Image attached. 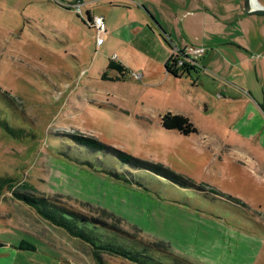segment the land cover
<instances>
[{
	"label": "rangeland",
	"instance_id": "obj_1",
	"mask_svg": "<svg viewBox=\"0 0 264 264\" xmlns=\"http://www.w3.org/2000/svg\"><path fill=\"white\" fill-rule=\"evenodd\" d=\"M64 1L0 0V120L32 134L13 138L0 125V176L92 215L105 209L128 234L161 241L185 264H264V146L235 144L231 151L223 142L242 136L234 128L241 118L231 124L240 105L192 86L185 75L167 77L162 65L118 37L103 34L97 46L83 7L75 13ZM88 4L91 14L103 6ZM167 42L168 55L177 54ZM110 59L124 65V80L109 78L117 73L106 69ZM166 112L184 115L196 132L165 129L160 117ZM64 133L93 137L244 206L113 162L109 169L119 179L71 165L48 147ZM0 193V264H95L84 242L47 223L6 187ZM21 240L33 249L16 248Z\"/></svg>",
	"mask_w": 264,
	"mask_h": 264
},
{
	"label": "crops",
	"instance_id": "obj_2",
	"mask_svg": "<svg viewBox=\"0 0 264 264\" xmlns=\"http://www.w3.org/2000/svg\"><path fill=\"white\" fill-rule=\"evenodd\" d=\"M254 1L264 7V0ZM76 2L80 11L83 7L86 23L92 16L102 17L103 34L118 37L132 52H142L146 60L162 65L163 70L169 57L167 39L173 42L191 60L183 56L186 70L170 78L185 75L192 86L200 84L211 96L240 105L231 124L241 118L234 128L242 136L236 141L225 139L227 149L232 151L235 144L264 146L263 14L245 13L243 0H99L103 5L99 14H91V0L64 1ZM190 41L202 48L200 55L188 52L196 47L188 46ZM104 42L102 39L99 46ZM189 61L195 66L190 67ZM165 75L169 77V73Z\"/></svg>",
	"mask_w": 264,
	"mask_h": 264
},
{
	"label": "trees",
	"instance_id": "obj_3",
	"mask_svg": "<svg viewBox=\"0 0 264 264\" xmlns=\"http://www.w3.org/2000/svg\"><path fill=\"white\" fill-rule=\"evenodd\" d=\"M171 63H173V60L169 55L164 63V70L172 76L177 77L186 70L187 65L184 62L177 70L172 67ZM106 69H114L118 73V76L109 78L114 81L121 80L122 65L110 59ZM101 77L108 78L105 72L101 74ZM160 123L165 129H175L184 135L196 132L192 123L180 114L166 112L161 115ZM0 125L13 138L26 135L32 137V134L26 133L22 126H11L4 120H0ZM55 139L59 141L58 144L48 147L56 156L71 165L84 167L98 174L104 172L119 179V173L115 172V169H109L110 163L113 162L120 166V170H127L128 173L136 171L150 173L179 187L190 188L196 193H210L221 200L225 199V201L238 206H244V203L239 204V201L234 197L205 189L201 184H193L158 164L132 157L117 148L101 143L93 137L79 133H64L56 136ZM125 175L130 174L126 173ZM3 187H6V190L14 199L31 207L47 223L63 229L68 236L84 242L95 264H104L101 258L102 255L119 257L133 264H185L183 259L167 251L166 246L161 241H143L133 234H128L118 226L120 218L113 216L105 209L94 208L99 216L73 209L58 200L54 195L36 193L26 182L16 188L13 179L6 175L0 176V192ZM107 220L113 221L107 222ZM2 243L0 241V247L3 246ZM15 247L18 249H33L30 243L23 240ZM166 260L169 262L167 263Z\"/></svg>",
	"mask_w": 264,
	"mask_h": 264
},
{
	"label": "built area",
	"instance_id": "obj_4",
	"mask_svg": "<svg viewBox=\"0 0 264 264\" xmlns=\"http://www.w3.org/2000/svg\"><path fill=\"white\" fill-rule=\"evenodd\" d=\"M62 6H66L68 8H71L72 11H74L75 13L80 12V4L79 3H74V4H70V3H60ZM89 26L92 27L95 31V44L99 45L102 42V34L104 32V22L102 17L100 16H92L89 20H88ZM174 50L177 52V54H179V52H181L179 49L174 48ZM191 52L193 54H197L199 52H201V48H192ZM177 54L175 53H170L169 55L171 56L173 63L172 67L174 69H179L182 65V63H186L182 58H180L179 56H177ZM191 63V61H189ZM193 63V62H192ZM187 65V64H186Z\"/></svg>",
	"mask_w": 264,
	"mask_h": 264
},
{
	"label": "water",
	"instance_id": "obj_5",
	"mask_svg": "<svg viewBox=\"0 0 264 264\" xmlns=\"http://www.w3.org/2000/svg\"><path fill=\"white\" fill-rule=\"evenodd\" d=\"M243 9L245 13H257L264 15V7L256 4L254 0H243Z\"/></svg>",
	"mask_w": 264,
	"mask_h": 264
},
{
	"label": "bare ground",
	"instance_id": "obj_6",
	"mask_svg": "<svg viewBox=\"0 0 264 264\" xmlns=\"http://www.w3.org/2000/svg\"><path fill=\"white\" fill-rule=\"evenodd\" d=\"M253 2V1H252Z\"/></svg>",
	"mask_w": 264,
	"mask_h": 264
}]
</instances>
